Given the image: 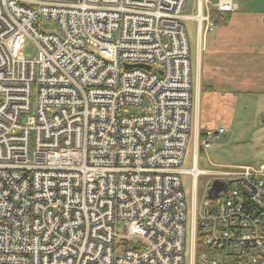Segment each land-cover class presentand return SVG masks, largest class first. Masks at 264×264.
<instances>
[{"label":"built area","instance_id":"2783aa9c","mask_svg":"<svg viewBox=\"0 0 264 264\" xmlns=\"http://www.w3.org/2000/svg\"><path fill=\"white\" fill-rule=\"evenodd\" d=\"M186 1L0 0V264H264V162L199 168L219 127L196 134L183 166V22L200 36L211 10L237 9L203 0L185 14Z\"/></svg>","mask_w":264,"mask_h":264},{"label":"crops","instance_id":"0c3cea01","mask_svg":"<svg viewBox=\"0 0 264 264\" xmlns=\"http://www.w3.org/2000/svg\"><path fill=\"white\" fill-rule=\"evenodd\" d=\"M246 1L251 6L256 4L255 9H248ZM246 1H234L237 9L228 13L222 23L214 24L211 31L200 35L193 52L190 49L191 143L197 133L219 127L225 130L233 123L235 109L241 108L240 89L253 88L264 93V0ZM204 9V1L195 0L189 11L194 14ZM254 44L256 58L252 63L248 53ZM246 60L250 61L249 69Z\"/></svg>","mask_w":264,"mask_h":264},{"label":"rangeland","instance_id":"374dc122","mask_svg":"<svg viewBox=\"0 0 264 264\" xmlns=\"http://www.w3.org/2000/svg\"><path fill=\"white\" fill-rule=\"evenodd\" d=\"M195 0H187L184 13L191 14L193 11H189L194 6ZM239 2V0H232ZM246 1V0H242ZM235 3V2H234ZM248 9H255L256 4L252 6L245 2ZM185 31L188 37L191 52H193L195 46L198 43V36L196 25L193 20L186 19L184 22ZM48 30H54L53 24H48L45 27ZM254 31V29H252ZM54 32H57L56 30ZM117 35H115L116 38ZM21 55L27 60H33L37 56V46L34 42L26 39L21 47ZM264 52V51H263ZM190 53V58H191ZM248 54L252 55V63L256 58L255 44L252 46V51ZM250 56V55H248ZM247 69L250 61L246 60ZM249 71V70H248ZM240 88V84L237 86ZM249 91V92H248ZM241 108H236V113L233 115V123L225 129L223 135L212 142L211 147L208 148L207 155L201 152L198 155V167L201 169L211 168H223L229 165H242L253 164L259 165L264 162V93H259L255 89L252 90H239ZM147 105V100L139 106H128L121 108L119 113L122 115H131L140 113ZM31 115L34 114V104L32 107ZM192 155L191 140L186 149L184 164L185 168L190 167ZM209 160L218 165L213 166ZM208 179V176H200L198 179L199 191L203 187L204 182ZM184 188L186 193H189V177L183 176ZM127 227V221L117 219L114 222V230L121 234ZM189 240L188 223L186 229V246Z\"/></svg>","mask_w":264,"mask_h":264},{"label":"trees","instance_id":"16d2710c","mask_svg":"<svg viewBox=\"0 0 264 264\" xmlns=\"http://www.w3.org/2000/svg\"><path fill=\"white\" fill-rule=\"evenodd\" d=\"M228 13H218L215 10H211V19L214 24L216 23H222L224 20H226Z\"/></svg>","mask_w":264,"mask_h":264},{"label":"water","instance_id":"95a60500","mask_svg":"<svg viewBox=\"0 0 264 264\" xmlns=\"http://www.w3.org/2000/svg\"><path fill=\"white\" fill-rule=\"evenodd\" d=\"M145 67H148L147 65H144ZM221 187V184L218 181H214V190L217 192L219 188Z\"/></svg>","mask_w":264,"mask_h":264}]
</instances>
